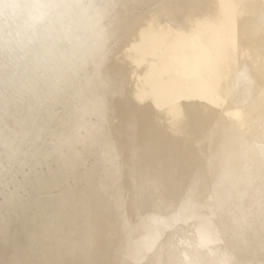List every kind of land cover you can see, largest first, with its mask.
Masks as SVG:
<instances>
[{"label":"bare ground","instance_id":"6f19581e","mask_svg":"<svg viewBox=\"0 0 264 264\" xmlns=\"http://www.w3.org/2000/svg\"><path fill=\"white\" fill-rule=\"evenodd\" d=\"M0 264H264V0H0Z\"/></svg>","mask_w":264,"mask_h":264}]
</instances>
